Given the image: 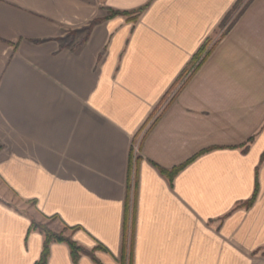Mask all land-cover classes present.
Returning a JSON list of instances; mask_svg holds the SVG:
<instances>
[{
    "label": "crops",
    "instance_id": "obj_1",
    "mask_svg": "<svg viewBox=\"0 0 264 264\" xmlns=\"http://www.w3.org/2000/svg\"><path fill=\"white\" fill-rule=\"evenodd\" d=\"M242 1L0 0V264H264V0L151 128Z\"/></svg>",
    "mask_w": 264,
    "mask_h": 264
},
{
    "label": "trees",
    "instance_id": "obj_2",
    "mask_svg": "<svg viewBox=\"0 0 264 264\" xmlns=\"http://www.w3.org/2000/svg\"><path fill=\"white\" fill-rule=\"evenodd\" d=\"M144 9L145 8H141V9H139L137 11H134V12L109 11V16L110 17H113V16H116V15H121V16H129V15H132V18L131 19L134 20V19L137 18V16H139L144 11ZM206 44L193 57V59H192V61L190 63L189 68L184 72V75H182V77L180 78L179 81L181 82V80H182L183 82L181 84V87H180V90L179 91H181L185 87V85L191 80V78L196 74V72L204 64V62L206 61V59H208V57L210 56L211 50H208L207 52H205V54H204L203 57L201 56L203 54L204 50H205ZM189 69H191V73H188V72H190ZM185 74L187 75L186 76V79L184 78ZM171 102H170V104H171ZM170 104H168L166 106V109H167V107ZM162 115L163 114L159 115V117L153 122L151 128L159 121V119L161 118ZM263 158H264V155H263ZM193 159L194 158L190 159L189 162L192 161ZM189 162H187V163H189ZM187 163H185V164H183L181 166L175 167V168H173V169H171L169 171L168 170H164V169H162V168H160L158 166H156V168L158 169V171H159V173L161 175H163L169 181H171V179L173 178V176L178 171H180ZM253 199H254V196L245 205L246 206H250L251 203H252V201H253ZM126 210H127V208H126ZM50 219H56V218L52 217ZM34 222L35 221H32L31 222L30 230L38 231V232H40L44 236V245H43V250H42V253H41V257H40L39 261L36 262L35 264H46V261H47V258H48V254H49V245L51 243H54V242H57V243H65L69 247L70 254H71L72 260L74 262H76L81 255H88V256H90L95 261L96 264H99L95 260L94 256L91 254V252H88L83 247L79 246L76 242L72 241L69 237H62V236H57L55 234H52L50 231L42 228L40 225H38V224H36ZM126 223H127V221H126ZM64 228L67 229V230H72V231L74 230V228H72V229L71 228H67V227H64ZM128 243H129V237H128V234H127V225H126L125 231H124V235H123V247L124 248L122 250V263L121 264H130L129 251H126V247H127V244ZM98 249H103V248L102 247H98Z\"/></svg>",
    "mask_w": 264,
    "mask_h": 264
},
{
    "label": "rangeland",
    "instance_id": "obj_3",
    "mask_svg": "<svg viewBox=\"0 0 264 264\" xmlns=\"http://www.w3.org/2000/svg\"><path fill=\"white\" fill-rule=\"evenodd\" d=\"M248 3H249L248 0H243L240 5H238L235 9H233L231 11V13L228 15V17L223 22V25L214 33V35L212 36V38L210 39V41L206 44V49L204 50L203 54L201 55L202 57L204 56L205 52H207L208 50H211V52H212V50L214 49L213 47L215 46L214 43H213V41L216 40L218 37L222 38V36H224L226 34V32L228 33V31L234 25L235 21H237L238 18L243 14V12L245 11L246 5ZM210 56H211V54H210ZM207 60L208 59H206V61ZM189 71L190 72H188V73H191V69H189ZM186 76L187 75L185 74V76H184L185 79H186ZM182 82H183L182 80H181V82L179 81V84L170 92V94L168 95V97L166 98V100H164L162 102L161 106L157 110L156 115L153 118L154 121L159 117V115H161V114L164 113V111L166 110V106L168 104H170V102L173 101L178 96V94L180 93L179 90H180V87H181ZM155 117H156V119H155ZM13 205L14 206H17L18 207L17 209L21 210V212H23V213H28V212L29 213H34V211L32 209V206L29 203H23V202L15 201L13 203ZM34 223L40 225L42 228L50 231L52 234H55L57 236H62V237H68L69 236V231L67 229H65L62 226V224H60V222L57 219L41 218L39 220H36Z\"/></svg>",
    "mask_w": 264,
    "mask_h": 264
}]
</instances>
